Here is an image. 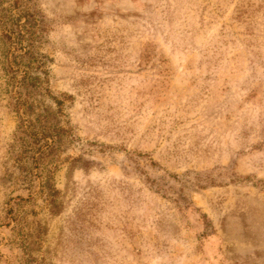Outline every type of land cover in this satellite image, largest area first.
I'll return each mask as SVG.
<instances>
[{
    "label": "rangeland",
    "instance_id": "1",
    "mask_svg": "<svg viewBox=\"0 0 264 264\" xmlns=\"http://www.w3.org/2000/svg\"><path fill=\"white\" fill-rule=\"evenodd\" d=\"M0 264H264V0H0Z\"/></svg>",
    "mask_w": 264,
    "mask_h": 264
},
{
    "label": "trees",
    "instance_id": "2",
    "mask_svg": "<svg viewBox=\"0 0 264 264\" xmlns=\"http://www.w3.org/2000/svg\"><path fill=\"white\" fill-rule=\"evenodd\" d=\"M17 34L20 35V32H17ZM3 37L5 39H8L10 36L8 34H3ZM18 47L19 48L17 50H19V52H13L14 48L10 52H9V48L4 47L2 49L1 54L3 55L5 59L2 69L5 72L10 73V77L14 79L15 78L14 72H17V69L20 66L23 67V70H21L22 73L20 77L18 78V80H15L16 82H15L14 93L16 94V98L14 100H16L15 102L16 106L18 108H22V110L25 111V108L27 107L30 109V104L24 97L25 96L29 97L28 95L29 87H35L36 81H38L39 79V77L34 72L33 74L31 72L32 69H34L32 64L35 63L36 66H38L40 63H42V60L38 59L32 50L28 48L27 49L20 48L21 46H18ZM9 56H11V59ZM56 103L58 104L59 102L56 101ZM18 108H15V109H18ZM42 118H44L43 114L37 113L33 117L34 121L26 120L27 122L26 124L23 123V121H19L20 127L22 126L25 128L24 130L21 128L20 131L26 133L27 135H29L30 132H33V133H30L29 138H30L32 145L37 146L35 148V150H37L36 156L34 155L31 156V158L34 160H37L41 156V154L44 153L45 148L48 149L52 146V143L54 142V138L52 137L57 136L55 127L53 125L47 126V125L42 124L41 123ZM20 120H23V119H20ZM33 122L38 123L37 130H34ZM51 128L54 129L53 131L54 133H52Z\"/></svg>",
    "mask_w": 264,
    "mask_h": 264
}]
</instances>
